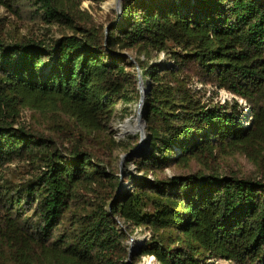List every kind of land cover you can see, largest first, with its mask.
<instances>
[{
  "label": "trees",
  "instance_id": "trees-1",
  "mask_svg": "<svg viewBox=\"0 0 264 264\" xmlns=\"http://www.w3.org/2000/svg\"><path fill=\"white\" fill-rule=\"evenodd\" d=\"M20 2L76 31H0V264H264V0H122L108 32L79 26L75 0L0 6ZM154 52L171 64L152 67ZM139 73L146 149L132 160L146 175L121 191L108 125L139 102ZM195 83L234 97L204 101ZM233 148L252 152V169H215ZM17 161L35 172L9 179ZM139 228L150 238L130 259Z\"/></svg>",
  "mask_w": 264,
  "mask_h": 264
},
{
  "label": "rangeland",
  "instance_id": "rangeland-1",
  "mask_svg": "<svg viewBox=\"0 0 264 264\" xmlns=\"http://www.w3.org/2000/svg\"><path fill=\"white\" fill-rule=\"evenodd\" d=\"M106 2L107 0H90V2L87 0H75V11L77 14L76 23H78V25L81 27L86 25L91 27L104 26L105 30L107 31L109 27L107 25L108 19L110 15L117 13L119 0H117L116 6L111 8H107ZM0 31H2L7 38L26 37L37 41L51 42L64 35L72 34L76 30L73 29L68 22H62L60 24L47 23L40 15V12L35 11L28 3L20 2L19 6L15 10L0 6ZM128 53L129 55H133V57H135L134 51L130 50ZM142 58L144 57L142 56ZM166 59L167 56L165 53L157 54L154 52L152 53V57L150 59V65L154 67L160 64H171V62H165ZM144 84L146 85L145 87H147L150 84V81L146 79ZM136 85H138L137 80ZM193 86L196 88L198 86L200 87L199 89L202 88V86L197 83L193 84ZM202 89L204 90V101L216 102L217 100L223 101L225 98L224 90L220 91L218 94L217 91H215L211 86H207L206 88ZM239 102L241 104L242 100ZM137 108L138 103L134 104L132 107L131 114L123 119L125 107L119 104L108 125V133L111 134L112 137L118 142L116 148L112 150L111 155L113 159L115 175L120 179L119 190L121 191L133 190V179L146 175L144 172L137 169V166L132 160L134 158V154L126 156L127 153H130L135 149L139 150L145 145L141 139L142 136L146 135V128L144 132L129 134L123 137H119V131L116 128L117 125L125 121L126 118L133 116L137 117ZM32 116L33 113L31 111L25 110L21 116L22 118L20 123L29 124L32 120ZM244 123H247V121L244 120ZM144 141H146V138ZM145 149L146 145L143 150L145 151ZM251 153L252 152H248V154H246L244 153V150L242 151L240 148L220 150L216 154L217 158L214 167L215 169L218 168V170L223 172L236 171L239 173H245V171L252 169L254 166ZM195 167L198 168L199 166L195 165ZM34 172L35 170H33L32 166H30L27 162L17 161L15 163L9 164L6 167L5 175L9 179L20 181L23 178H29ZM177 172L178 170L168 168L165 170L164 175L170 177ZM148 178L153 179L154 176L149 174ZM86 194H89L90 197H94V194L89 193V191H87ZM132 237L134 240L142 239V243L145 244V242H147V240L150 238V232L144 228H139L135 230V234L131 236V238ZM131 238H129L127 244L130 242ZM137 249L140 250V247ZM146 259H148L150 262V257L144 256L142 257V260L139 264H143ZM154 261L155 260L149 264H153ZM208 264L233 263L225 259L213 258L208 261Z\"/></svg>",
  "mask_w": 264,
  "mask_h": 264
},
{
  "label": "bare ground",
  "instance_id": "bare-ground-1",
  "mask_svg": "<svg viewBox=\"0 0 264 264\" xmlns=\"http://www.w3.org/2000/svg\"><path fill=\"white\" fill-rule=\"evenodd\" d=\"M87 1L90 2V0H87ZM116 4H117V0H107V2H106L107 8L115 7ZM142 92H143V95L145 96L146 93H147V90H146L145 87H144ZM116 128L119 131V134H118L119 137H123V136L129 135V134H137L139 132H144L145 131V127L143 125L142 120H140L136 116L126 118V120L121 122L120 124H118ZM144 140H145V138H144ZM143 143H145V141ZM144 148H145V145L138 150V153L143 152ZM141 243H142V239L134 240V242H133V250H134V252L138 251L137 248H139ZM143 264H149L148 259H146Z\"/></svg>",
  "mask_w": 264,
  "mask_h": 264
},
{
  "label": "water",
  "instance_id": "water-1",
  "mask_svg": "<svg viewBox=\"0 0 264 264\" xmlns=\"http://www.w3.org/2000/svg\"><path fill=\"white\" fill-rule=\"evenodd\" d=\"M117 14L120 16L122 14V0H119V3H118V6H117ZM108 32V29L107 31ZM146 85L144 84V81L142 80V77H141V74L139 73L138 74V89L140 91V100L138 102V108H137V117L142 120L143 122V125L144 127L146 128V122L143 118V106H144V101L146 99V95L144 96L143 95V89ZM146 90H147V93L149 91V86L145 87ZM146 93V94H147ZM144 138H146V136H142V141L144 142ZM138 149H135L134 151L130 152V153H127L126 156L128 155H133L135 152H137ZM133 242H134V238L132 237L130 242L128 243L129 244V256H130V259L132 257V255L134 254V250H133ZM144 243H142L139 247H141ZM140 250L138 249L137 252H139ZM155 260V258L152 256L150 257V262L149 263H152V261Z\"/></svg>",
  "mask_w": 264,
  "mask_h": 264
},
{
  "label": "built area",
  "instance_id": "built-area-1",
  "mask_svg": "<svg viewBox=\"0 0 264 264\" xmlns=\"http://www.w3.org/2000/svg\"><path fill=\"white\" fill-rule=\"evenodd\" d=\"M197 88L199 89L200 87L197 86ZM224 93H225V98L223 100V102H225L226 100H231L234 96L227 93L225 90H224Z\"/></svg>",
  "mask_w": 264,
  "mask_h": 264
}]
</instances>
